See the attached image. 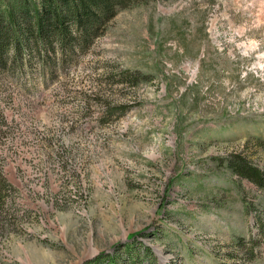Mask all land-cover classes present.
<instances>
[{
    "label": "rangeland",
    "instance_id": "obj_1",
    "mask_svg": "<svg viewBox=\"0 0 264 264\" xmlns=\"http://www.w3.org/2000/svg\"><path fill=\"white\" fill-rule=\"evenodd\" d=\"M237 154L264 169V0L119 6L76 59L0 71V264H264Z\"/></svg>",
    "mask_w": 264,
    "mask_h": 264
},
{
    "label": "trees",
    "instance_id": "obj_2",
    "mask_svg": "<svg viewBox=\"0 0 264 264\" xmlns=\"http://www.w3.org/2000/svg\"><path fill=\"white\" fill-rule=\"evenodd\" d=\"M138 1L0 0V71L26 70L34 62L45 72L57 60L63 64L76 59L89 49L117 7ZM227 164L241 178L264 188V169L240 154ZM0 180L6 182L1 171ZM102 257L103 253L87 263L100 264Z\"/></svg>",
    "mask_w": 264,
    "mask_h": 264
}]
</instances>
